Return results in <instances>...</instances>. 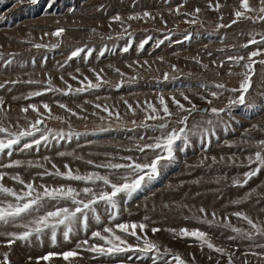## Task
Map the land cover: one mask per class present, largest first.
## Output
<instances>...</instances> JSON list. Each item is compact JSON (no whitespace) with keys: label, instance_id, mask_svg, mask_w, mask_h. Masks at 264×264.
Listing matches in <instances>:
<instances>
[{"label":"rangeland","instance_id":"374dc122","mask_svg":"<svg viewBox=\"0 0 264 264\" xmlns=\"http://www.w3.org/2000/svg\"><path fill=\"white\" fill-rule=\"evenodd\" d=\"M210 3H219V10L210 8ZM250 4L260 7L259 0H250ZM197 8L201 9L199 13H195ZM237 8L239 0H55L54 3L38 0L35 5L29 0H0V53L4 57L0 59V85H4L0 88V98L4 101L0 127L11 131L28 128L38 116L30 108L27 113L22 109L32 104L37 105L44 121L39 125L41 131L34 137L23 138L12 149L11 156L0 155V165L22 162L18 167H0V172L6 173L5 186L20 191L23 186L11 179L19 175L37 187L64 185L82 190L88 186L95 191L103 187L100 183L94 186L44 174L56 169L64 172L65 165L74 173L99 172L121 183L123 169L114 171L96 165L127 163L123 158L128 156L145 162L154 156L150 150L146 153L137 150L138 146L154 143L161 135L156 125L165 122L147 119L151 113L149 104L161 109L159 98L163 96L169 110L178 113L166 117L168 130L182 127L177 120L188 115L178 112L173 97L191 108L184 99L187 96L197 108L187 121L191 130L187 144L177 141L175 159L161 167L155 180L130 198L123 194L117 198L119 213L115 220L101 203L97 205L101 223L97 224L90 216L87 232L78 225L69 241L64 240L62 231L58 232L56 246H52L49 235H44L42 243L33 237L30 242L16 240L9 247L8 238L0 235V260L8 252L9 264H37V258L49 252L74 250L78 255L70 261L56 256L48 262L40 260L39 264H165L166 261L175 264L171 254L157 257L153 252L143 257L133 251L109 257L85 250L92 244L103 243L92 239V232L114 227L116 223L134 222L147 225L144 232L160 246L161 253L170 249L187 264H264V248L257 246L264 245V236L256 235L249 240L232 231V227L252 231L246 221L234 215L236 212L264 225V169L247 185L234 184L244 179V173L250 170L248 157L254 155L258 142L264 140V64H254L251 87L245 94L246 104L228 110L229 103L240 94L230 89L239 88L243 79L239 73L246 71L242 66L244 61L237 65L229 57L247 58L256 49V45L248 48L243 45L252 36L261 38L264 21L242 19L231 24ZM144 12L154 19L143 17ZM117 15L123 23L113 20ZM130 16L141 18L130 20ZM220 24L231 27L222 28ZM59 28L66 30L61 37L51 35ZM185 36L191 38L186 40ZM145 40L147 43L140 48ZM37 43L48 47L37 49L34 47ZM125 47L129 51L124 52ZM77 48L85 51L69 60ZM253 59L262 60L264 55ZM8 60L12 63L8 64ZM97 73L101 81L97 80ZM49 78L52 87L61 91L47 90ZM29 80L36 83H27ZM88 80L101 83V87L64 94L68 85L76 89L84 87ZM217 84L225 88H216ZM35 91L43 94L31 96ZM214 91L218 97L211 96ZM45 103L51 109L50 114L43 108ZM61 104L71 111L61 108ZM97 104L101 107L97 108ZM105 107L108 112L104 111ZM213 107L226 111L215 115L210 111ZM160 115L163 116L162 111ZM209 120L211 125L207 123ZM203 129L209 131L201 134ZM48 130L64 135L50 136L38 148L34 145L21 151L25 143L47 135ZM3 137L0 133V138ZM82 198L87 199L83 194ZM54 203L49 202L47 208L51 209ZM58 206L72 207L70 202L63 201ZM201 208L207 216L200 212ZM229 223L232 227L226 226ZM152 228L160 231L153 233ZM182 228L208 233L211 242L224 252L218 253L207 246L201 248L195 238H179L171 231ZM21 231L15 225L0 224V233ZM136 231L143 235L139 228ZM117 234L129 244L142 243L135 237L118 231ZM85 239L89 245L78 247Z\"/></svg>","mask_w":264,"mask_h":264},{"label":"snow or ice","instance_id":"6c2138e0","mask_svg":"<svg viewBox=\"0 0 264 264\" xmlns=\"http://www.w3.org/2000/svg\"><path fill=\"white\" fill-rule=\"evenodd\" d=\"M22 2V0H20ZM29 2L35 5L38 0H29ZM55 0H52L54 3ZM260 7L254 8L250 4V0H239V8L234 11V19L231 24H236L240 20H252V21H264V0H259ZM51 7V3L49 4ZM209 7L214 10H219L220 4L217 3L215 5L209 4ZM179 12V9L176 10ZM201 9H195V13H199ZM143 17L152 18L149 12H144ZM140 16H130L129 19H140ZM223 19V17H221ZM114 21L121 22L122 18L117 15L113 17ZM195 22V21H190ZM231 24L225 25L220 24L219 27H231ZM66 30L63 28L56 29L51 35L56 37H61L62 34ZM47 35V33H45ZM191 37L185 36V39H190ZM147 43L145 40L140 44V48L144 47V44ZM159 43H163L160 41ZM250 45H256V49L249 52L247 58L245 56H235L229 57L235 64L239 65L241 61H244L243 67L246 69L243 73H239L243 77L240 82L239 88L230 89L232 92H239V96L236 100H233L229 103L228 110L231 109L234 105H245L246 104V93H248L249 88L251 87V75L254 72V64L261 63L264 64V59L256 61L253 58L257 56L264 55V48H261V45H264V34L261 35V38L258 40L255 36H252L251 39L243 45V47L248 48ZM35 48L40 49L44 47H48L47 45L37 43L34 45ZM52 47H56V45H52ZM85 50L83 48H77L73 50L68 57L69 60L80 57L81 53ZM124 52L129 51L128 47L123 49ZM91 52L88 53L91 56ZM101 56L104 55L103 52L100 53ZM3 53H0V59H3ZM8 64H11L12 61L8 60ZM222 66V65H221ZM117 71H119L117 69ZM233 73H229L232 75ZM97 80L101 81L102 78L100 74H96ZM76 79V77H73ZM167 79V77H165ZM12 83H18V81H13ZM27 83H36V81H27ZM81 83H84L81 81ZM48 91H61V89L52 87L51 79L47 81ZM119 86V85H118ZM4 87V85H0V88ZM101 87V83H93L91 80H88L84 87L72 89L71 85L67 86V92L64 94L70 93H80L89 89H97ZM216 88L223 89L225 85L217 84ZM43 93L41 91L32 92L31 96H40ZM211 96L218 97L217 92H212ZM185 100H188L191 104V108H186L184 104H182L179 100H176L175 97L172 98L173 103L176 105L178 112L188 113V115L181 116L179 120H177V124L182 125L179 128H173L168 130V122L166 117H171L173 115H177L178 113H173L169 110L167 102L165 101L163 96H160V105L161 109H157L156 106L149 104V108L151 109V113L147 116L148 120H164V123L156 125V128L160 131L161 135L155 138L154 143L145 144L142 146H138V151L141 153H146L148 150L154 153V156L145 162H137L133 159V157L128 156L124 157L127 163H112L108 162L102 165H96L97 168L103 167L110 170H124L123 175L120 176L121 183L113 182L109 175H101L99 172H91L87 175H81L79 173H74L73 170L65 165L66 171L61 172L59 169H56L55 172H45L46 175H56L67 179L69 181H82L85 184L97 185L98 183L102 184L103 187L99 191H95L93 187L85 186L82 190H78L71 186H58V187H49L46 185H41L37 187L34 182H25L19 175L12 176L11 179L16 181L18 184L22 185L23 188L20 191H16L11 187L5 186L3 183L6 173L0 172V196L4 197V199H0V224L3 225H15L16 227L22 228L23 231L10 232V233H0V235H5L8 240V246L10 247L12 243L16 240L22 242H30L33 237H36L42 241V237L44 235H49L52 246H56L57 244V235L58 232L62 231V235L65 241H69L71 234H73L77 226H81L85 232H87L89 227V219L90 216L92 219L96 221L97 224L101 223L100 214L97 212V205L104 204L106 206L105 210L109 211L110 218L115 220L118 213V200L117 198L123 194L124 196L130 198L134 193L138 192L142 189L147 183H151L160 175V169L164 164L170 163L175 159V146L177 141H183L187 144L189 139V134L191 132L190 129L187 128V121L192 112L196 111V105L192 104L187 96H184ZM209 104L211 100L207 101ZM4 101L0 98V110L3 109ZM61 108H65L67 111H71V109H67L66 105H59ZM97 108H100L101 105L97 104ZM131 107V105H129ZM29 108L37 113L38 118L33 121L28 128H25L20 131H11L7 127H0V133L4 134L3 138H0V155L7 154L8 156L12 155V149L20 144L21 140L25 137H34L36 132H40L41 129L39 125H41L44 121L42 118V114L40 113L37 105L32 104L28 107L22 109L23 112L27 113ZM43 108L47 110L50 114L51 109L48 104H44ZM104 111L108 112V108L105 107ZM163 112V116L160 115V112ZM213 114L219 115L221 112L226 111L225 109H217L215 107L210 110ZM75 115V113H72ZM109 115H112L109 112ZM209 125L212 124V121H207ZM148 127L147 124L144 125ZM209 129H203L202 133H207ZM60 135L63 136L64 133H53L51 130H48V134L41 135V138L34 139L31 143H25L21 149L28 150L32 149L35 145L37 148L40 146L42 141H48L50 136ZM258 150L254 153L253 156L248 157V165L250 170L244 173V179L234 181L236 186H244L247 185L249 180L253 177L257 176L262 169H264V140L258 142ZM7 150V152H6ZM60 155H64V153H60ZM87 163L93 164V161H88ZM22 162L17 160L13 161L7 165H0V167H18L21 166ZM255 164L256 167L252 168L251 165ZM40 166V165H36ZM55 169L56 166L53 165ZM110 189V190H107ZM87 197V199L82 198ZM11 197L9 200L7 198ZM70 202L72 207L68 206H58L60 202ZM49 202H55L51 209L47 208V204ZM43 211V214H40ZM201 213H207L203 208L200 209ZM215 216V213L212 214ZM235 216L246 221L248 225L251 226V232H243L240 228L232 227L229 223L226 225L227 227H232V231L237 234L242 235L243 238L252 240L254 236H264V225L257 224L254 222L249 216L244 213L236 212ZM26 217H31V219H27ZM202 222L207 223L209 225L212 224L210 220H203ZM139 228L143 235H138L136 229ZM147 229V225L144 223H116L114 227H104L102 231H94L91 234V238L94 240L102 241V244H92L89 245L88 239H85L78 244V247L88 246L85 250L95 253L98 256H115L118 254L128 253V252H136L140 256L148 257L150 253L155 252L157 257L172 255V260L175 261V264H187L183 258H181L178 254H173L170 249H166L163 253H161L160 246L151 240L147 233L144 230ZM117 231L121 234L135 237L137 241H142V243H137L136 245L129 244L127 239H125L122 235L117 234ZM151 231L153 233L159 232V228H152ZM176 236L179 238H195L199 243L201 248L207 246L209 249H213L218 253H223L224 249L215 246L211 240L208 238V233L201 231L200 229L189 230L187 228H182L178 232L173 229L171 230ZM230 239H235V237H230ZM258 247L264 248V245H257ZM78 253L74 250L65 251L63 253H53L49 252L42 257L37 258V264H39L40 260L45 262L51 261L53 257L60 256L64 261H70L71 258H75ZM256 255V253H253ZM9 253H3V260H0V264H9ZM31 259V257H29ZM156 259L155 257L153 258ZM194 259V257H193ZM229 261H231V256H229ZM165 264H168L166 261Z\"/></svg>","mask_w":264,"mask_h":264}]
</instances>
